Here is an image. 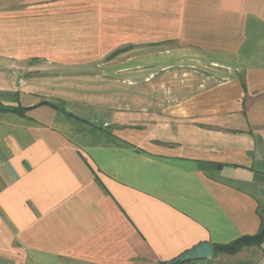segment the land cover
Here are the masks:
<instances>
[{
	"label": "crops",
	"instance_id": "0c3cea01",
	"mask_svg": "<svg viewBox=\"0 0 264 264\" xmlns=\"http://www.w3.org/2000/svg\"><path fill=\"white\" fill-rule=\"evenodd\" d=\"M264 0H0V264H264Z\"/></svg>",
	"mask_w": 264,
	"mask_h": 264
},
{
	"label": "trees",
	"instance_id": "16d2710c",
	"mask_svg": "<svg viewBox=\"0 0 264 264\" xmlns=\"http://www.w3.org/2000/svg\"><path fill=\"white\" fill-rule=\"evenodd\" d=\"M263 238H264V229L255 235L241 236L230 243L216 244L215 249L217 251H222V252H234L243 245L258 243L259 241H262Z\"/></svg>",
	"mask_w": 264,
	"mask_h": 264
},
{
	"label": "water",
	"instance_id": "95a60500",
	"mask_svg": "<svg viewBox=\"0 0 264 264\" xmlns=\"http://www.w3.org/2000/svg\"><path fill=\"white\" fill-rule=\"evenodd\" d=\"M212 254H213L212 243L203 242L198 244L196 247L188 250L187 252L183 253L176 259L168 261L167 264H173L178 261H187L191 259L211 257Z\"/></svg>",
	"mask_w": 264,
	"mask_h": 264
},
{
	"label": "rangeland",
	"instance_id": "374dc122",
	"mask_svg": "<svg viewBox=\"0 0 264 264\" xmlns=\"http://www.w3.org/2000/svg\"><path fill=\"white\" fill-rule=\"evenodd\" d=\"M16 1V0H15Z\"/></svg>",
	"mask_w": 264,
	"mask_h": 264
}]
</instances>
